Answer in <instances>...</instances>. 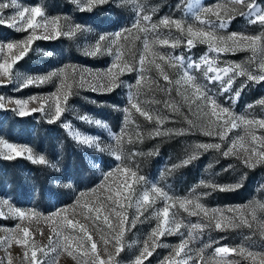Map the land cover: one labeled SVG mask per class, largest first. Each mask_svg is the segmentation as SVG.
Here are the masks:
<instances>
[{
  "label": "rangeland",
  "instance_id": "374dc122",
  "mask_svg": "<svg viewBox=\"0 0 264 264\" xmlns=\"http://www.w3.org/2000/svg\"><path fill=\"white\" fill-rule=\"evenodd\" d=\"M0 2L10 3L11 0ZM17 3L21 8L42 7L47 18L59 17L61 22H66L75 29V34L71 37L59 36L34 41L23 59L13 66L14 82L0 85V96L5 97V107L0 109V139L18 147L30 148L35 156L42 155L48 161L47 164L33 163L27 158V153L12 160L0 156V241L8 238L7 242H0V261L9 264L10 258L11 264L30 262L32 249H25L15 243V239L23 237V233L17 229L18 224L29 229L30 243L34 241L40 247L48 245L49 236L55 242L57 237L54 228L64 235L87 242L79 229L65 228L63 220L70 218L85 225L93 238L92 242L97 245L96 253L92 252L91 243H87L85 249L77 248L74 242L73 255L62 248L55 252L49 251V255L42 258L44 264H53L54 260L55 264H93L96 255L108 261V264H134L146 245L152 249V254L143 264H168L166 258L169 257L173 260L180 259L181 264H264V228L260 227L264 223V164L246 167L243 160L247 156L242 149L227 157L223 155L233 140L244 136L250 141L249 133L261 136L264 135V128L258 125L249 128L240 123L239 127L228 131L222 140L218 134L220 128L210 127L208 120L197 111L196 103L185 101V95L191 96L192 89L181 80L187 70L196 83L206 88L219 105L229 108L234 115L249 120L264 119V104L258 103L264 100V81L257 83L248 81L246 76H236L232 89L223 92L221 81L209 83L204 74L206 67L201 62V57L207 55L219 68L241 65L258 74L262 58L259 50L254 54L247 45H242L235 51L217 54L209 51L207 43L196 41L194 47L187 46V27L206 30L205 26L200 25L197 16L204 18V8L223 5L227 0H108L91 11H81L82 4L78 0H17ZM257 3L264 5V0H257ZM141 9L142 14L151 16L152 23L158 24L162 18L170 17L180 20L185 31L182 33L175 26L171 29L161 26L156 32L139 31L134 25ZM12 13L13 9L8 8L3 15L10 16ZM208 16L218 26L216 16ZM234 16L223 29L217 27L219 35L233 32L264 34V25L259 22L249 23L248 17L241 16L238 12ZM77 25L80 26L78 29L75 28ZM147 27L150 29V25ZM117 32L122 35L115 36ZM30 34V29L20 31L0 25V47L9 42L24 41ZM101 34L111 36L115 43L106 40L103 42V54L87 55L90 49H94ZM157 35L159 38L180 40L182 43L176 48L161 45ZM146 39L149 52L142 78L140 56L145 53ZM117 51L121 53L120 61H116ZM152 52L163 54L169 59L182 56L184 62L169 63L160 60L159 55L153 56ZM10 55L4 47L3 52H0V63ZM152 60L161 65L171 83L163 79L155 63L149 64ZM190 62L201 63L202 69H187ZM114 63L118 65V68L112 70L118 75L119 86L111 92H102L92 91L87 85L79 88L74 84V94L69 96L67 110L54 123L48 122L49 116L43 111L21 117L18 111L13 110L16 105L10 101L27 100L32 96L47 99L58 92L61 84L60 77H53L39 86L20 89L19 83L23 78L46 76L60 69L66 70L71 77L75 70V81L78 84L81 74L93 81L97 74L103 75ZM125 65L127 70L120 73L119 68ZM212 75L214 73L208 74L209 77ZM177 80H181V84L177 85ZM68 82L73 83L71 79ZM226 82L227 77H224L223 83ZM237 91L240 93L238 98L235 95ZM130 96L132 102H139L153 114L151 121L131 108ZM165 101L173 103L178 111L166 108ZM32 107H39V104L30 103L28 108ZM208 111L210 114V106ZM157 114L167 116L168 119L163 124H158L155 118ZM84 115L93 121H101V124H89L79 119ZM66 123L82 136L95 138L96 144L90 146L75 140L63 127ZM220 123H223V114ZM157 129L160 131L159 135L156 134ZM209 131L212 135L205 134ZM199 144H220L221 148L205 150L197 148ZM194 152L198 153V158L184 165L183 161ZM117 155L122 157L123 163L116 159ZM117 166L136 172L137 177L142 176L144 180L139 181L137 177L129 175L126 181V174L117 172ZM110 171L112 175L108 176ZM201 181L223 187L238 183L240 187L221 191L219 187L205 186ZM125 183L132 189L131 201L123 198L128 195L124 192ZM154 185L176 200V207L170 209V212L177 213L183 226L179 232L155 240L156 246L153 249L152 233L159 223L156 210L165 206L162 198L151 193ZM109 188L113 191L120 189L124 207L121 209L119 205H113L107 211L102 208L99 219H96L95 213H92V219H88L86 210L82 212L84 203L90 200L92 203L89 207L92 204L99 206L97 202L106 200ZM144 190L155 197V203L143 215H139L135 200ZM184 198L192 199L194 203L198 198V202L208 209L240 208L252 226L241 224L235 228L217 230L215 221L207 226L210 221L203 214L190 216L179 208V200ZM194 203L191 206L193 210ZM14 209L40 215L21 220ZM253 209L256 220L252 219ZM117 211L127 216L120 244L115 239L121 230V217L116 215ZM106 215L109 216V224L104 223ZM228 215L231 216L232 213ZM235 223L239 224L238 218ZM193 224L206 226L202 231L191 229L192 235L189 236L190 226ZM105 240L108 241L107 244ZM183 241H187L186 249L178 258L175 250ZM225 246L230 249L243 248L245 251L243 254L216 253L217 248ZM116 247L121 248L118 254ZM25 251L28 252L27 257ZM85 252L87 255H84ZM248 253L253 255L249 256ZM109 254L112 256L111 261Z\"/></svg>",
  "mask_w": 264,
  "mask_h": 264
},
{
  "label": "snow or ice",
  "instance_id": "6c2138e0",
  "mask_svg": "<svg viewBox=\"0 0 264 264\" xmlns=\"http://www.w3.org/2000/svg\"><path fill=\"white\" fill-rule=\"evenodd\" d=\"M108 0H78V3L82 4L81 11H91L95 6L107 3ZM11 8L13 9V13L10 16L3 15L5 9ZM243 9H247V11H243ZM143 10L141 9L140 13H138V18L134 27H136L139 31L147 32L151 30L152 32H156L158 28L161 26L165 28L171 29L173 26L180 32H184V25L180 20L172 19L170 17L162 18L159 23H152L151 16L142 14ZM239 13L241 16H246L249 19V23H257L259 22L261 25H264V5L258 4L257 0H227V3L221 5L218 4L215 7H206L203 9L204 18L197 16V20H199L200 25L205 26V29H196L192 26H188L186 29V33L188 36L187 46L189 48L195 46V42L198 41L200 43H207L209 45L210 52H216L217 54L228 51H235L240 48L242 45H247L249 49L253 51L255 54L257 50H259L261 54V60L259 62V70L258 74L248 69L244 68L241 65H228L224 68H219L215 61H210L209 57L205 55L201 57V62L203 66L206 67L205 76L208 77L209 83H214L215 81L222 82V91L228 92L232 89V85L235 81L236 76H246L248 81H255L257 83L264 81V34L261 35H246L243 33H231L228 35H219L217 32V27L219 29H223L226 23H229L232 19L235 18L234 14ZM208 14L215 15L217 20L219 21L218 26L213 23V21L209 18ZM42 18V19H38ZM0 25L7 26L11 28H16L20 31L31 30V34L27 36L26 40L20 41L17 43H7L6 45L0 47V52H3L4 47H6L8 53L11 55L3 62L0 63V85H7L14 82L15 76L13 75V66L23 59V57L29 51L32 43L39 39L50 40L57 38L59 36H68L71 37L75 34V29L71 26H68L66 22H61L59 17L56 18H47L45 13L40 6L33 7H23L17 3V0H11L10 3L0 2ZM147 25H150L147 27ZM80 26H75L78 29ZM119 37L122 33L117 32L114 34ZM158 42L161 45H166L172 48L178 47L182 41L180 40H169L166 38H159L157 35ZM106 40H111L112 43H115V40L112 39L111 36L101 34L99 39L97 40L94 49H90L87 52V55L95 56L98 54H103L105 51L104 43ZM145 53L140 56V66H141V74L143 78V71L145 66L146 55L149 52V43L147 39L144 44ZM16 50L15 52L13 50ZM111 51V49H109ZM153 56L159 55L160 60H166L169 63H180L183 64V57H172L168 58L163 54H159L156 52L151 53ZM116 61L121 60V53L117 51L115 53ZM155 63L154 60L149 61V64ZM202 64L197 62H190L187 64V69L195 68L197 70L202 69ZM155 67L160 70V75L163 77L165 81L171 83L169 76L166 72L163 71L161 65L159 63H155ZM118 68V65L114 63L111 68L107 70L103 75L97 74L96 77L93 78V81H89L84 75H80V81L77 84L75 81V70L73 71V75L69 77L66 73V70L60 69L58 71H54L49 73L46 76H30L27 78H23L19 83V88L23 89L29 86H39L40 84L46 83L50 81L53 77H60L61 84L57 93L52 94V96L47 99L32 96L27 100L16 99L14 101H10L16 105L14 111H18V115L23 117L27 116L30 113H34L37 111H43L46 115L49 116L48 122L54 123L62 117L63 113L67 110V101L69 96L74 94L72 89L75 84L76 87L84 88L86 85L91 87L92 91H102V92H111L115 88L119 86L118 75L116 72H113L112 69ZM127 70V66L119 68V72ZM209 73H214L212 76H208ZM224 77H227L226 84L223 83ZM69 79L73 81V83H69ZM181 80L184 84L187 85L188 88L192 89V95H185L186 102H194L197 105V111L201 113L207 120L208 125L210 127H218L220 128L219 136L223 140L228 131H231L232 128L239 127L240 123L248 125L251 128L252 125H258L260 128H264V119L261 120H249L245 117H238L234 115L229 108L219 105L216 99L209 93V91L204 88L202 85L196 83L195 78L189 74L187 70L184 71L183 77ZM181 80H177V85L181 84ZM105 81H107L105 83ZM140 81H137L139 84ZM19 90V89H18ZM163 91V89H161ZM179 92V89H177ZM236 97L238 98L240 93L236 92ZM195 98V99H193ZM201 101L203 104H201ZM129 102L131 104V108L135 109L141 116L145 117L149 121L153 119V114L144 109L139 102H132V97H129ZM30 103H38L39 107L28 108ZM155 103H160V101H155ZM258 103L264 104V100L259 101ZM166 108L172 111H178V108L175 107L173 103L168 101L164 102ZM211 107V112L209 114L208 108ZM5 107V97L0 96V109ZM251 107V105H249ZM128 111V109H125ZM221 114H223V123H220ZM212 117H216V119H212ZM156 121L158 124H163L168 117L156 115ZM79 119L83 121H87L89 124L95 123L97 125L101 124L99 120H91L87 115L80 116ZM127 122V118H126ZM191 123V122H190ZM63 127L68 130L69 134L78 142L87 145L96 144V139L91 136H82L80 132L74 130L70 124H64ZM157 135L160 134L159 129L156 132ZM207 135H212V132H206ZM250 134V141L244 137H238L237 140L232 141V145L227 149V151L223 152L225 157L232 155L236 150L242 149L246 154L247 158L243 160V163L246 167H255L257 163L264 164V135L256 136L254 134ZM197 148L202 149H216L220 150V144H199L196 146ZM27 153V158L30 159L33 163L36 164H47L48 161L44 156H35L32 153L30 148L18 147L13 143L6 142L3 139H0V156L3 158L12 160L17 157L23 156ZM198 158V153L194 152L191 156L183 161L184 165L190 164L193 160ZM117 160H120L121 163L122 157L120 155L116 156ZM179 167V165H177ZM117 172L125 173V180L127 181L128 176L137 177V173L131 171L126 167L117 166ZM108 176L112 175V172H108ZM137 180L143 181L144 177L139 176ZM201 184L205 186H212L214 188L219 187L221 191L232 190L233 188L240 187L237 183L235 185L229 187H223L218 185H208L204 181H201ZM124 192L128 193L126 197H123V193H121L120 189L117 188L113 191L112 188L108 189L109 195L107 196L104 202H97L99 206L96 204H92V207L88 205L92 203V201H86L82 207V212L86 210L88 213V219H92V213H95L96 219H99L101 215V209L104 208L105 211L111 209L113 205H119L122 209L124 205L121 203V198L127 199L129 201L132 200L130 186L125 183ZM151 193H154L156 197H160L164 200L165 206L162 209L156 210L157 218L159 219V223L157 228L153 229L152 238L154 239V243L152 248L154 249L155 240H158L160 237L169 234H175L179 232L181 227L183 226V221L178 220L176 212H170V209L176 207V200L169 196L167 192L163 189L156 187L155 185L151 188ZM172 201V203H169ZM155 203V197L150 195L148 190H144L142 195H137L135 200V205L137 208V212L139 215H143V212L147 211L148 208L152 207ZM194 201L189 198H184L179 200V208L184 212H187L190 216H199L203 214L204 217L208 218L210 223L207 226H211V221H215V228L217 230H225L227 228H235L240 226L241 224L247 225L251 227L252 225L249 223L246 216L241 212L240 208H228V209H219L213 208L208 209L203 204L198 202V198L194 203L195 210L192 209ZM246 207V206H245ZM264 207V206H262ZM16 212V215L19 219L25 220L29 219L31 216H39V213L32 212L26 213L24 211L13 210ZM228 213H232V215H228ZM237 214L239 216L237 217ZM116 215L121 217L120 219V231L115 237L117 244H120L121 238L124 235L123 225L127 221V216L123 215L121 211H117ZM138 218V217H137ZM239 219V224L235 223L236 219ZM252 219L256 220L257 217L255 215V209L252 211ZM104 223L109 224V216H104ZM135 223V220L132 221ZM63 224L65 228L76 230L82 233L83 237L87 238V242H82L81 240H77L75 237L71 235H64L63 232L56 230L53 231L56 233L57 239L55 242L53 241V237L49 236L48 245L45 247H40L35 244V242L29 241V229L27 227H22L21 225H17V229L19 232L23 233L22 238L15 239V243L17 245L23 246L25 249L31 248V259L29 264H44L43 257H47L49 255V251L55 252L57 249L62 248L65 251H68L69 255H73L72 245L75 242L77 248H87V243H91V250L93 253H96L97 245L92 242V236L88 233L87 228L84 224L79 222H74L73 219L64 218ZM111 227V225H109ZM206 225L193 224L190 226L189 236L192 235L191 229H200L201 231ZM261 228H264V223H261ZM8 238H5L4 241L7 242ZM108 241L105 240V244ZM187 241H183L175 250V256L181 257L182 251L186 249ZM121 251L120 247H116V253L118 254ZM243 248L239 249H230L228 247H219L216 249L217 254H228L230 252H238L239 254L244 253ZM152 254V249H150L147 245L142 251L141 255L135 259L134 264H143V261ZM87 255V252L84 253ZM249 256H252V253H248ZM28 256V252L25 251V257ZM75 259V256H73ZM168 260V264H181L180 259L173 260L171 257L166 258ZM109 260H112L111 254H109ZM0 264H3V261H0ZM9 264H11V259L9 258ZM55 264V260L53 261ZM93 264H108V261L100 259L99 255H96L93 260ZM115 264V262H113ZM163 264V262H161Z\"/></svg>",
  "mask_w": 264,
  "mask_h": 264
}]
</instances>
